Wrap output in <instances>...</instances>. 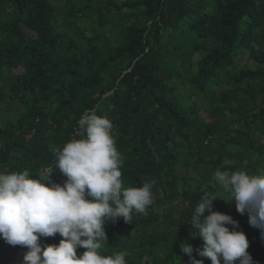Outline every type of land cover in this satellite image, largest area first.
I'll return each instance as SVG.
<instances>
[{"label": "trees", "instance_id": "obj_1", "mask_svg": "<svg viewBox=\"0 0 264 264\" xmlns=\"http://www.w3.org/2000/svg\"><path fill=\"white\" fill-rule=\"evenodd\" d=\"M0 103V171L37 178L96 111L114 125L123 186L155 181L146 215L106 222L102 255L190 264L185 241L211 264L190 237L200 194L217 169L264 173V0H0ZM216 194L231 199L218 184ZM224 198L213 210L264 264V233ZM25 251L0 237V264H23Z\"/></svg>", "mask_w": 264, "mask_h": 264}, {"label": "clouds", "instance_id": "obj_2", "mask_svg": "<svg viewBox=\"0 0 264 264\" xmlns=\"http://www.w3.org/2000/svg\"><path fill=\"white\" fill-rule=\"evenodd\" d=\"M77 125L80 138L73 137L62 149L53 146L55 164L37 178L27 169L0 171V237L27 249L23 264H127L124 251L101 254L108 241L105 224L120 217L131 223L134 214L146 215L153 203L154 180L123 186V158L112 121L88 111ZM55 169L66 177L63 184L51 181ZM213 179L215 184L200 194L190 215L191 229L196 230L190 237L204 242L195 252L211 264H253L246 234L237 230L231 215L213 210V201L224 198L216 194L218 184L231 197L224 199L234 201L240 214L247 213L249 224L264 233V173L217 169ZM56 234L61 236L58 244H41V238ZM81 247L85 250L78 255ZM180 248L190 264H204L190 243L184 241Z\"/></svg>", "mask_w": 264, "mask_h": 264}, {"label": "rangeland", "instance_id": "obj_3", "mask_svg": "<svg viewBox=\"0 0 264 264\" xmlns=\"http://www.w3.org/2000/svg\"><path fill=\"white\" fill-rule=\"evenodd\" d=\"M59 7H60V9L58 10V12L61 13L63 10L61 9V6H59ZM248 64L250 67H254V65H255L253 62H249ZM5 109H6V105L0 103V115L2 114V117H5ZM200 112L202 115H206V113L203 110H200ZM0 123H2V122L0 121ZM218 195L223 197V195H221V194H218Z\"/></svg>", "mask_w": 264, "mask_h": 264}, {"label": "built area", "instance_id": "obj_4", "mask_svg": "<svg viewBox=\"0 0 264 264\" xmlns=\"http://www.w3.org/2000/svg\"><path fill=\"white\" fill-rule=\"evenodd\" d=\"M18 262V261H16ZM16 262H10V263H7V264H16ZM20 262H23V260H21Z\"/></svg>", "mask_w": 264, "mask_h": 264}]
</instances>
